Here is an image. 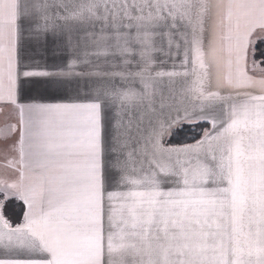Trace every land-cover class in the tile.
<instances>
[{
	"label": "snow or ice",
	"instance_id": "snow-or-ice-1",
	"mask_svg": "<svg viewBox=\"0 0 264 264\" xmlns=\"http://www.w3.org/2000/svg\"><path fill=\"white\" fill-rule=\"evenodd\" d=\"M0 264H264V0H0Z\"/></svg>",
	"mask_w": 264,
	"mask_h": 264
}]
</instances>
